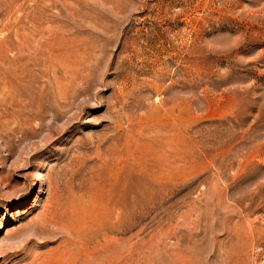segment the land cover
<instances>
[{
  "label": "rangeland",
  "instance_id": "obj_1",
  "mask_svg": "<svg viewBox=\"0 0 264 264\" xmlns=\"http://www.w3.org/2000/svg\"><path fill=\"white\" fill-rule=\"evenodd\" d=\"M0 264H264V0H0Z\"/></svg>",
  "mask_w": 264,
  "mask_h": 264
}]
</instances>
